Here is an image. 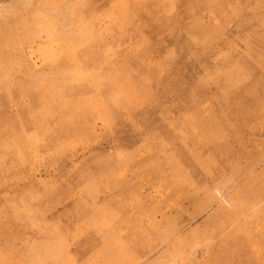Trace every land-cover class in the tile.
Instances as JSON below:
<instances>
[{
  "label": "rangeland",
  "instance_id": "rangeland-1",
  "mask_svg": "<svg viewBox=\"0 0 264 264\" xmlns=\"http://www.w3.org/2000/svg\"><path fill=\"white\" fill-rule=\"evenodd\" d=\"M0 264H264V0H0Z\"/></svg>",
  "mask_w": 264,
  "mask_h": 264
},
{
  "label": "bare ground",
  "instance_id": "bare-ground-1",
  "mask_svg": "<svg viewBox=\"0 0 264 264\" xmlns=\"http://www.w3.org/2000/svg\"><path fill=\"white\" fill-rule=\"evenodd\" d=\"M210 182V181H209ZM224 190V189H223ZM207 191V190H206ZM220 193V192H219ZM187 195V194H186ZM189 195V194H188ZM223 195H225V194H222V196ZM219 197V196H218ZM227 199H229V198H227ZM187 200V199H186ZM218 200V199H217ZM221 200V199H220ZM225 200V199H224ZM228 201V200H227ZM218 202V201H217ZM222 203V202H221ZM217 204V203H216ZM228 204V203H227ZM227 204H225V205H227ZM232 204V203H231ZM230 205V204H229ZM213 206V205H212ZM160 225V224H159ZM159 227V226H158ZM160 228V227H159ZM160 230V229H159ZM141 231V230H140ZM180 231V230H179ZM146 232H148V231H146ZM152 232V231H151ZM141 235V234H140ZM143 235V234H142ZM162 241V240H161ZM163 243V242H162ZM220 245V244H219ZM163 246V245H162ZM161 246V247H162ZM166 246V245H165ZM159 248V247H158ZM163 253V252H162Z\"/></svg>",
  "mask_w": 264,
  "mask_h": 264
}]
</instances>
